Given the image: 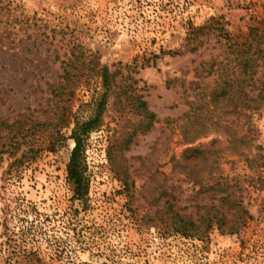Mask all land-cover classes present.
Returning a JSON list of instances; mask_svg holds the SVG:
<instances>
[{"label":"rangeland","instance_id":"374dc122","mask_svg":"<svg viewBox=\"0 0 264 264\" xmlns=\"http://www.w3.org/2000/svg\"><path fill=\"white\" fill-rule=\"evenodd\" d=\"M204 23L211 26L189 34L188 43L187 33ZM263 24L264 0H0V116L18 120L23 141L13 149L0 138V264H264V102L237 112L210 98L232 56L224 32L241 42ZM71 50L130 71L155 114L148 131L136 130L126 149H116L139 116L109 100L86 142L85 202L71 198L66 181L73 142L45 150L47 129L39 124L56 120L62 105L66 121L88 116L101 90L93 70L74 75L68 99L50 90ZM187 112L202 113L196 129H208L193 143L182 136ZM71 125L60 127L68 134ZM233 132L245 141L240 151L226 148ZM212 138L223 149L200 177L235 182L251 218L238 233L162 234L151 218L164 200L159 192H173L188 210L224 193H197L193 171L180 161L186 146ZM245 155H255L251 167Z\"/></svg>","mask_w":264,"mask_h":264},{"label":"trees","instance_id":"16d2710c","mask_svg":"<svg viewBox=\"0 0 264 264\" xmlns=\"http://www.w3.org/2000/svg\"><path fill=\"white\" fill-rule=\"evenodd\" d=\"M210 26L204 23L188 32L187 42L189 43L203 29ZM213 29L222 30L220 27H213ZM189 34L193 38H189ZM224 36L228 40L227 47L232 56L228 58L225 69L215 79L210 98L215 102L223 99L225 106L230 104L232 109L237 112L241 109H257L264 102V24L249 27L247 38L241 42L233 40L227 31L224 32ZM194 49L195 45L190 47V50ZM73 55L75 53L71 50L70 57L66 61H62L61 80L52 85L50 90L54 93L58 92L60 95L64 94L68 99L73 93V87L78 82L74 75L81 70H93L95 75L100 77L101 90L88 102L91 105V113L88 116L74 113L71 120L66 121L63 111L66 106L62 105L59 106L61 109L59 113H56L58 114L56 120H46L39 124L46 126L47 129L45 150L56 151L67 139H71L73 142L65 167L66 181L72 191L71 198L85 202L90 187L85 158L86 142L89 134L102 125L103 114L108 107L109 100L112 98L111 104L115 105L116 111L128 109L139 116L135 129L120 141L113 143L116 149H126L136 130L139 133L148 131L154 124L155 114L148 108V103L142 94L137 91L134 85L136 79L130 71L123 72L121 68L110 70L107 65L99 64L97 60H86L80 56L73 57ZM256 89L257 91L254 93ZM200 115L202 113L192 115L186 113L185 125L182 126L185 143H193L200 135L207 133L208 129L203 127L196 129ZM19 116H25V114L21 113ZM17 121V119L9 121V118L0 116V138L8 139V144L13 149H18L23 142H19L17 138L20 133L19 129H15ZM70 124L72 125L69 133L66 134L60 126H69ZM242 140V136H236L234 132L230 133L226 148L240 151V145L245 142ZM218 143V138H212L207 142L190 144L182 150L180 161H183L193 171L195 181L198 183L197 193L213 189H222L224 193L217 196V202L197 203L192 210H188V206L178 204L179 199L173 192H168L165 189L159 192L164 196V200L153 211L151 218L154 222L152 225L156 228L160 227L162 234H178L182 237L193 238L201 237L213 229L222 234L238 233L246 224L247 219L251 218V213L244 206L239 187L235 182H225L223 177L212 176L211 179L206 180L200 177V170L209 168L206 172L208 174L213 171L219 152L223 149ZM107 157L110 163H113L115 156L111 154L109 148ZM254 157L245 155L250 167ZM113 170L116 171V169ZM117 172L125 174V171L118 170ZM125 184L127 185L128 182L125 181ZM223 185L224 188H222Z\"/></svg>","mask_w":264,"mask_h":264}]
</instances>
